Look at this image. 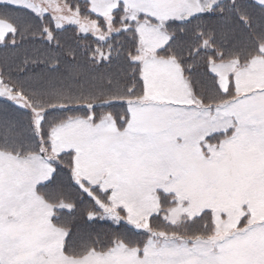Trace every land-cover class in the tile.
<instances>
[{
    "label": "snow or ice",
    "instance_id": "snow-or-ice-1",
    "mask_svg": "<svg viewBox=\"0 0 264 264\" xmlns=\"http://www.w3.org/2000/svg\"><path fill=\"white\" fill-rule=\"evenodd\" d=\"M0 264H264V0H0Z\"/></svg>",
    "mask_w": 264,
    "mask_h": 264
},
{
    "label": "trees",
    "instance_id": "trees-1",
    "mask_svg": "<svg viewBox=\"0 0 264 264\" xmlns=\"http://www.w3.org/2000/svg\"><path fill=\"white\" fill-rule=\"evenodd\" d=\"M0 55H2V53H0Z\"/></svg>",
    "mask_w": 264,
    "mask_h": 264
}]
</instances>
